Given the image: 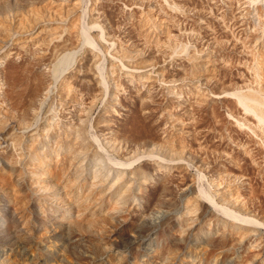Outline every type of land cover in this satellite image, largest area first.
Masks as SVG:
<instances>
[{"label":"rangeland","instance_id":"374dc122","mask_svg":"<svg viewBox=\"0 0 264 264\" xmlns=\"http://www.w3.org/2000/svg\"><path fill=\"white\" fill-rule=\"evenodd\" d=\"M11 57L0 264H264V0H0Z\"/></svg>","mask_w":264,"mask_h":264},{"label":"bare ground","instance_id":"6f19581e","mask_svg":"<svg viewBox=\"0 0 264 264\" xmlns=\"http://www.w3.org/2000/svg\"><path fill=\"white\" fill-rule=\"evenodd\" d=\"M94 10H95V12L92 13V15H91L90 25L101 26V25L107 24V25L110 26V28L112 30V32L110 33V36L112 38H118V39H120V35L119 34L121 33V30H122V18L119 17V14L117 13L119 10H116L115 9L114 12H112L109 9H106V8L104 9V11L101 10V9H98V8H96ZM81 18H82V16H81ZM80 20L81 19L74 20L72 22V28L74 30V32L70 35V41L72 42V45L75 44V41H76L75 39L77 38V36L79 34V30L82 28V24H81V21ZM14 60H15L14 57L13 58L12 57L9 58V61H7L9 64H6L5 63L6 64L5 67L8 65L7 68H5V67H2L1 68L2 74H4V76H7V77H6V83H5L6 91H4V92L0 91V97L1 96L2 97H5V96L7 97V96H10V95H13L14 92L11 89H13V88L15 89V87H17V85H16L17 84V81L15 79H18L17 78V73H18V71H19V69L21 67H20V65H14ZM30 60L36 61V55L31 56V59ZM19 80L20 79H18V83L19 82L21 83V81H19ZM19 85H21V84H19ZM2 87L0 89H4ZM11 91H12V94H11ZM20 94H22V93H20ZM36 94L37 95H35V99L38 97L39 92H36ZM19 95H16V96L18 97ZM20 97H21V95L18 98L22 100V98H20ZM210 200L215 205H217V206L219 205L213 198H210ZM224 210L229 215L237 216L236 213L233 210H232L233 212L230 209H227V208H224Z\"/></svg>","mask_w":264,"mask_h":264}]
</instances>
